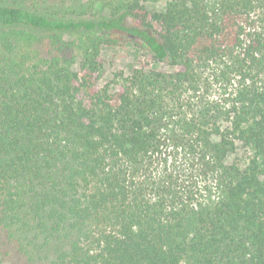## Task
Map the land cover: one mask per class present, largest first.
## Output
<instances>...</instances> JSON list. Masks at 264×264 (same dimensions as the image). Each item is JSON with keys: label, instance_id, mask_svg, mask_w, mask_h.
<instances>
[{"label": "trees", "instance_id": "1", "mask_svg": "<svg viewBox=\"0 0 264 264\" xmlns=\"http://www.w3.org/2000/svg\"><path fill=\"white\" fill-rule=\"evenodd\" d=\"M0 264H264V0H0Z\"/></svg>", "mask_w": 264, "mask_h": 264}, {"label": "rangeland", "instance_id": "2", "mask_svg": "<svg viewBox=\"0 0 264 264\" xmlns=\"http://www.w3.org/2000/svg\"><path fill=\"white\" fill-rule=\"evenodd\" d=\"M166 0H161L165 2ZM103 57L106 61L107 73L104 81L111 80L115 74L120 72L130 74L133 68L146 67L147 69L155 66L154 62L147 55L146 51L137 47L132 42H121L116 46H109L104 49ZM157 65V64H156ZM158 68L168 69L166 64L157 65ZM247 157L244 149L240 148L230 160H242Z\"/></svg>", "mask_w": 264, "mask_h": 264}]
</instances>
